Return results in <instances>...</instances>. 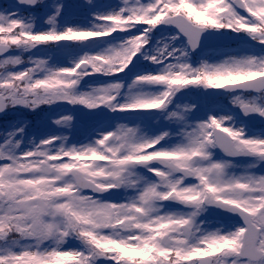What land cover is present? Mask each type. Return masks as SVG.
Returning a JSON list of instances; mask_svg holds the SVG:
<instances>
[{"label": "snow or ice", "instance_id": "snow-or-ice-1", "mask_svg": "<svg viewBox=\"0 0 264 264\" xmlns=\"http://www.w3.org/2000/svg\"><path fill=\"white\" fill-rule=\"evenodd\" d=\"M83 7L0 8V113L96 117L83 141L0 134V264H264V127L248 123L264 121V0H89L72 22ZM228 33L244 46L211 59L206 38ZM194 90L231 107L177 103Z\"/></svg>", "mask_w": 264, "mask_h": 264}, {"label": "rangeland", "instance_id": "rangeland-1", "mask_svg": "<svg viewBox=\"0 0 264 264\" xmlns=\"http://www.w3.org/2000/svg\"><path fill=\"white\" fill-rule=\"evenodd\" d=\"M72 22H75V23H83V22H85V19H73V20H71ZM44 27H46V25L44 26ZM238 50V49H237ZM233 53H235V52H233ZM224 57H217V58H214L213 60H220V59H223ZM54 59H56L57 60V62L58 63H61V64H66L69 60H70V58L69 57H65V56H63V55H57V56H55V58ZM212 59V58H211ZM84 110H86L85 108H84ZM89 112V111H88ZM89 113H91V112H89ZM92 115H94L93 113H92ZM56 119V118H55ZM63 134H65V135H68V133L67 132H64ZM77 136V135H76ZM73 141H76V137H75V139H73Z\"/></svg>", "mask_w": 264, "mask_h": 264}]
</instances>
